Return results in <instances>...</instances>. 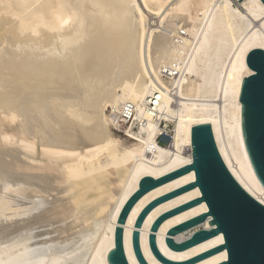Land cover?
<instances>
[{"label":"bare ground","instance_id":"1","mask_svg":"<svg viewBox=\"0 0 264 264\" xmlns=\"http://www.w3.org/2000/svg\"><path fill=\"white\" fill-rule=\"evenodd\" d=\"M233 1L0 0V261L109 264L120 226L126 264H140L134 230L144 262L164 264L148 245L150 225L200 197L199 188L153 207L141 227L134 222L150 201L193 182V170L145 192L124 223L117 219L141 178L192 163L191 125L199 123L211 125L227 169L264 203L238 100L241 66L264 44V4ZM132 118L139 131H115ZM162 121L175 123L164 146L156 140ZM207 211L201 201L166 218L154 234L157 253L178 263L223 244L221 232L180 251L165 242L168 229ZM209 220L170 237L182 243L214 229ZM225 252L191 264H218Z\"/></svg>","mask_w":264,"mask_h":264},{"label":"water","instance_id":"2","mask_svg":"<svg viewBox=\"0 0 264 264\" xmlns=\"http://www.w3.org/2000/svg\"><path fill=\"white\" fill-rule=\"evenodd\" d=\"M238 1L240 2L241 0ZM261 51L263 50L259 48L251 49L246 58L252 52H255V55H251L252 61L258 65L262 64L264 63V56L260 55ZM243 81L244 78L241 81L238 97L240 103L241 135L252 169L264 189V98L261 97L258 90L253 89L252 85H245ZM190 140L192 163L171 171L158 179L151 177L141 178L137 189L128 197L121 208L117 222L124 223L132 205L145 192L193 170L195 180L150 203L137 217L135 228L141 227L146 215L153 207L197 186L201 193L200 197L191 200L184 207L165 213L153 223L148 238L151 251L164 264H182L180 262L167 261L157 253L155 245L156 237L154 234L166 218L204 201L208 207V211L172 227L166 233L165 242L167 246L172 250L180 251L221 232L225 243L195 255L183 264L194 263L223 248L226 251L232 249L231 259L233 264H237L242 258L241 246L257 241L261 231L264 230V207H261V203L241 187L227 169L217 149L212 127L209 123L191 125ZM206 215L212 216V220H209L208 224H215L216 227L214 229L197 231L182 243H175L171 239V235L173 236L182 230L202 223ZM132 232L134 254L140 264H146L140 253L139 232L137 230ZM122 242L123 230L120 226H117L114 231V247L106 256L109 264H126L122 252ZM218 264H228V262L223 261Z\"/></svg>","mask_w":264,"mask_h":264},{"label":"snow or ice","instance_id":"3","mask_svg":"<svg viewBox=\"0 0 264 264\" xmlns=\"http://www.w3.org/2000/svg\"><path fill=\"white\" fill-rule=\"evenodd\" d=\"M264 4V0H261ZM264 49V44L259 46ZM252 52L245 60L244 64L241 66V72L244 77L245 85H252L254 90H258L261 97L264 98V63L256 64L252 61L251 55H255ZM261 56H264V51L260 52ZM189 162L190 161H186ZM264 207V203L261 204ZM226 235V234H225ZM12 237L9 235L8 239ZM218 243H225L224 237H220ZM232 249H229L222 256V260L227 261L228 264H233L231 259ZM242 258L237 262V264H264V230L261 231L260 236L257 241L253 243L243 244L241 246ZM259 257V259H257ZM0 264H11V262L0 261Z\"/></svg>","mask_w":264,"mask_h":264},{"label":"rangeland","instance_id":"4","mask_svg":"<svg viewBox=\"0 0 264 264\" xmlns=\"http://www.w3.org/2000/svg\"><path fill=\"white\" fill-rule=\"evenodd\" d=\"M233 3H237L235 2V0L233 1ZM156 20H153L152 24H156L155 22ZM125 123H121V127H117L115 128V131L120 134V135H124L125 131L124 127L126 128H132L134 131H139V124L132 118L126 125H124ZM175 128V123L174 122H164L162 121L160 124V129H161V133L158 134V136L156 137V140L159 144L161 145H166L170 140V135H172L173 130Z\"/></svg>","mask_w":264,"mask_h":264}]
</instances>
